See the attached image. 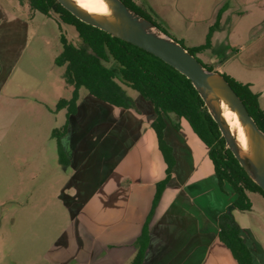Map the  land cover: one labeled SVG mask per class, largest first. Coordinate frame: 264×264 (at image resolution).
Instances as JSON below:
<instances>
[{"label":"crops","instance_id":"1","mask_svg":"<svg viewBox=\"0 0 264 264\" xmlns=\"http://www.w3.org/2000/svg\"><path fill=\"white\" fill-rule=\"evenodd\" d=\"M134 1L154 22L163 24L167 33L177 34L174 39L199 41L189 48L206 42L221 13L211 48L198 57L207 58L213 70L250 84L264 110V49L250 51L236 69L219 63L212 66L215 60L208 55L226 22L227 36L232 41L237 37L240 49L246 50L264 23V2H260L259 17H239L236 23L225 19L230 9L223 1L213 6L212 16L205 21L188 16V0H147L146 8ZM28 10L27 3L20 0H0V176L10 168L7 176L17 184L10 228L17 232L20 225L24 226L20 217L44 215L58 207L68 221L72 215L76 223L72 229L83 235H77L79 240L70 254L69 224L61 225L57 229L61 237L53 243L55 249L50 254L13 259L12 264H130L152 210L157 185L167 176V164L152 128L155 108L140 95L134 99L138 109L114 107L83 93L82 88L77 112L68 119L67 109L57 110L56 106L60 99L71 97L73 87L66 83L64 74L52 81L30 63L34 18L28 16ZM237 13L240 16L244 12ZM53 117H63L64 124L57 127L47 121ZM164 118V138L175 164L149 222L142 264H238L220 240L219 226V217L236 200L237 193L233 188L229 193L226 184L224 191L220 189L209 149L189 123L183 119L182 128L176 130L170 118ZM67 119L68 127L62 132ZM36 120L41 126L33 128ZM11 132V143H5ZM48 140L55 142L52 148ZM20 151L24 152L20 156L23 159L16 156ZM10 152L11 165L5 166L4 157H10ZM24 183L33 185L29 194L22 193L20 185ZM22 195L29 196L26 207L17 205ZM249 197L252 208L235 211L234 217L253 264H264V197L255 192ZM29 226L45 231L38 230L36 223ZM6 230L0 224V231ZM4 244L1 240L0 246Z\"/></svg>","mask_w":264,"mask_h":264},{"label":"trees","instance_id":"2","mask_svg":"<svg viewBox=\"0 0 264 264\" xmlns=\"http://www.w3.org/2000/svg\"><path fill=\"white\" fill-rule=\"evenodd\" d=\"M20 1L28 3L33 11L45 15L57 14L63 23L75 27L82 40V45H76L62 33L60 36L62 51L55 59L57 66L65 68L66 83L73 87L71 97L60 99L56 106L57 110L67 109L68 119L77 112L82 88L94 98L114 107L138 109L135 100L127 94L124 88L127 86L151 102L155 108L156 118L152 123V128L167 164V176L157 185L152 210L138 239L137 253L130 264H142L143 262L149 242V222L162 192L170 181L175 164L172 149L164 138L166 127L164 116L170 118L176 130L182 128L183 119L189 123L193 132L209 149V157L214 165L220 189L224 191V185L229 184L237 193L236 200L219 217L220 240L231 251L238 264H253L252 253L242 238L234 212L250 210L252 202L249 193H259L264 197V191L249 177L232 151L226 147L225 138L218 124L209 113L192 82L155 55L82 22L57 0ZM122 1L167 33L166 29L154 22L134 0ZM220 17L221 13L218 15L216 24L210 28L204 44L187 48L202 63L198 54L211 48L212 35L215 28L219 26ZM203 64L208 70H213L205 63ZM223 75L264 132V110L260 106L259 95L251 89L250 84L242 83L229 75ZM68 119L61 129L62 132H65L68 127ZM59 139L58 145L61 147ZM61 159L63 161V154Z\"/></svg>","mask_w":264,"mask_h":264},{"label":"rangeland","instance_id":"3","mask_svg":"<svg viewBox=\"0 0 264 264\" xmlns=\"http://www.w3.org/2000/svg\"><path fill=\"white\" fill-rule=\"evenodd\" d=\"M142 4L144 8L147 7V0H137ZM189 7L186 8L188 16L191 19L195 17L196 21H205L213 14V6L219 2L223 1L224 3H228L229 7V15L226 16V20L236 22L239 17L245 18H256L259 17L262 8H260V2H264V0H188ZM222 3V5L224 4ZM26 4V3H25ZM254 6H253V5ZM29 6V4L27 3ZM227 7V8H228ZM179 8V7H178ZM185 7H182V11ZM259 10V11H258ZM238 11L244 12L242 15H238ZM231 13L237 14L232 15ZM28 16L33 19L31 22V44L28 55L30 57V63L35 67L38 66V70L42 73L46 74L47 79H51L52 81H56L60 74H64L65 68L59 67L55 64V59L58 56L60 50H62V44L60 42V36L64 33L68 39L76 45H82V40L78 35L75 27L72 25H68L62 22L60 17L55 13H50L49 15L42 14L37 11L31 10L29 6ZM241 14V13H240ZM154 18H152L153 20ZM257 21V20H256ZM227 23V22H226ZM224 24V29L222 32L216 36L215 38V47L211 52L208 53L215 62L212 63V66L216 63L225 64L227 68H237L238 64H241L244 59L248 57L250 51H256L264 49V23L260 26L259 29H256V36L253 40L248 42L249 44L246 50L240 49V43L237 41V37H235L236 41H232L227 36V24ZM237 23V22H236ZM163 29L165 26L163 24H159ZM166 30H168L166 28ZM168 34L172 37L178 36L172 31L168 32ZM229 38V41H228ZM186 48L190 47L191 44L198 43V40H185L178 38L176 39ZM201 60L209 66V61L204 56H200ZM51 72V76L49 73ZM127 91V94L135 99L139 94L127 87L124 86ZM83 93H88L86 89H82ZM68 96V93H67ZM54 123V126L61 127L65 119L63 117L55 119H48ZM38 120L35 121V125L33 128L41 126ZM49 125V124H47ZM43 135L38 137V141L42 140ZM12 132L6 138L5 143H11ZM53 140H48L49 146L52 148L54 146ZM24 154V152L20 151L16 154L17 157L23 159L24 156L20 157ZM13 154V152H12ZM11 152L8 153L10 157H4L5 166H10L12 162ZM5 156V155H4ZM18 161V160H17ZM20 162V161H19ZM10 168H5L4 173L0 176V200L3 202V206H0V224H3L5 227L4 232L0 231V242L1 240L5 241V244L0 246V263L1 264H12L13 259L18 258H26V259H37L43 256H47L50 254V250H54L53 243L56 242V239L61 237L60 232H58V227L61 225L69 224V251L70 254L74 252V243L77 239V235H83V233L79 230L76 232V229H72V227L76 224L72 222V215H69V221L67 214L64 210H59L58 207L52 209L51 211H47L44 215H34L29 217L28 215L20 217L21 224L19 231H13L10 226L13 222L12 211L15 208V203L12 202V197H14L15 187L12 183V178L7 176L9 175ZM71 173V171H70ZM31 186L29 184H22L20 188L22 189V193H27L31 191ZM41 186V185H40ZM227 191L229 193H233V189L229 184H226ZM30 190V191H29ZM22 195V199L18 200L17 205H21L22 207H26L29 196ZM19 207V206H18ZM21 208V207H19ZM39 211V210H37ZM30 223H36L37 229H45L44 232L35 231L33 228H30ZM3 228V226H2ZM14 232V233H13ZM2 238V239H1Z\"/></svg>","mask_w":264,"mask_h":264},{"label":"water","instance_id":"4","mask_svg":"<svg viewBox=\"0 0 264 264\" xmlns=\"http://www.w3.org/2000/svg\"><path fill=\"white\" fill-rule=\"evenodd\" d=\"M57 1L82 22L155 55L186 76L218 124L226 147L264 191V132L222 73L208 70L179 41L122 0H101L102 5L93 9H84L72 0ZM233 121H239L243 129L236 128Z\"/></svg>","mask_w":264,"mask_h":264},{"label":"bare ground","instance_id":"5","mask_svg":"<svg viewBox=\"0 0 264 264\" xmlns=\"http://www.w3.org/2000/svg\"><path fill=\"white\" fill-rule=\"evenodd\" d=\"M72 2L78 4L80 7L84 9H93L100 7L102 5L101 0H72ZM232 123L236 128L240 130H242L244 127L239 121H233Z\"/></svg>","mask_w":264,"mask_h":264}]
</instances>
